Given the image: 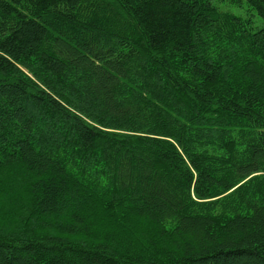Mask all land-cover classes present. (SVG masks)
Here are the masks:
<instances>
[{
	"label": "trees",
	"instance_id": "16d2710c",
	"mask_svg": "<svg viewBox=\"0 0 264 264\" xmlns=\"http://www.w3.org/2000/svg\"><path fill=\"white\" fill-rule=\"evenodd\" d=\"M247 2L0 0V264H264Z\"/></svg>",
	"mask_w": 264,
	"mask_h": 264
},
{
	"label": "rangeland",
	"instance_id": "374dc122",
	"mask_svg": "<svg viewBox=\"0 0 264 264\" xmlns=\"http://www.w3.org/2000/svg\"><path fill=\"white\" fill-rule=\"evenodd\" d=\"M221 10L230 11L237 15L250 17L254 30L263 25L262 17L253 9L247 0H212Z\"/></svg>",
	"mask_w": 264,
	"mask_h": 264
}]
</instances>
